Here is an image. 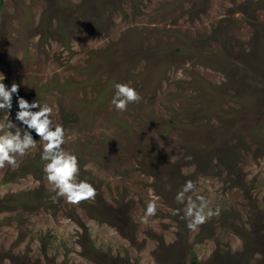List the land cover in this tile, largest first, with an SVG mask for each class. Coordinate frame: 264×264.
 Instances as JSON below:
<instances>
[{
	"label": "rangeland",
	"instance_id": "374dc122",
	"mask_svg": "<svg viewBox=\"0 0 264 264\" xmlns=\"http://www.w3.org/2000/svg\"><path fill=\"white\" fill-rule=\"evenodd\" d=\"M0 74L96 190L56 197L33 132L0 167V264H264V0H0ZM117 83L142 99L116 109ZM201 196L219 214L191 229Z\"/></svg>",
	"mask_w": 264,
	"mask_h": 264
},
{
	"label": "clouds",
	"instance_id": "9594fccd",
	"mask_svg": "<svg viewBox=\"0 0 264 264\" xmlns=\"http://www.w3.org/2000/svg\"><path fill=\"white\" fill-rule=\"evenodd\" d=\"M5 77L0 74V111L12 109V98L18 96V86L13 83L11 87L3 83ZM142 99L138 91L127 84L117 83L111 103L116 109L126 111L129 104L139 102ZM18 111L15 120H8L6 124H0V167L6 164L15 166L16 157L24 156L30 149L36 146L37 140L33 138V132L45 141L41 158L46 161L44 171L46 178L53 185L56 197H64L68 202L78 204L82 200L93 198L95 188L87 181L79 179L80 166L75 154L62 149L65 143V130L62 126L54 124L51 116L53 109L50 106H42L38 101L29 102L19 97L17 99ZM34 109H38L35 110ZM194 189V184L187 182L183 190L177 194V201L183 202L186 193ZM55 198V197H54ZM199 204L195 200H189L185 209V218L189 220L188 226L195 229L214 214H219V209H211L204 197H199ZM156 213L155 203H149L146 208V216Z\"/></svg>",
	"mask_w": 264,
	"mask_h": 264
},
{
	"label": "trees",
	"instance_id": "16d2710c",
	"mask_svg": "<svg viewBox=\"0 0 264 264\" xmlns=\"http://www.w3.org/2000/svg\"><path fill=\"white\" fill-rule=\"evenodd\" d=\"M14 200H18V199H14ZM13 203L15 204V202L13 201ZM22 203V202H21ZM21 203H17L18 205L21 204Z\"/></svg>",
	"mask_w": 264,
	"mask_h": 264
}]
</instances>
